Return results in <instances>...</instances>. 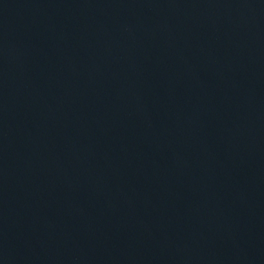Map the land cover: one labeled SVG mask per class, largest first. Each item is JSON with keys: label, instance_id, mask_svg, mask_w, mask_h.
Listing matches in <instances>:
<instances>
[{"label": "water", "instance_id": "95a60500", "mask_svg": "<svg viewBox=\"0 0 264 264\" xmlns=\"http://www.w3.org/2000/svg\"><path fill=\"white\" fill-rule=\"evenodd\" d=\"M0 264H264V0H0Z\"/></svg>", "mask_w": 264, "mask_h": 264}]
</instances>
